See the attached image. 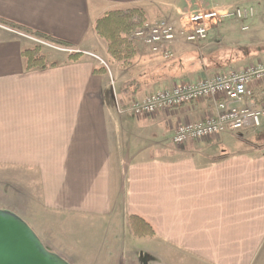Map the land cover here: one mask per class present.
Returning <instances> with one entry per match:
<instances>
[{"label":"crops","instance_id":"obj_1","mask_svg":"<svg viewBox=\"0 0 264 264\" xmlns=\"http://www.w3.org/2000/svg\"><path fill=\"white\" fill-rule=\"evenodd\" d=\"M157 2L173 8L170 17L181 0H0L1 18L79 51L70 59L72 53L44 50L56 65L28 71L22 51L37 43L0 25V158L17 171L13 194L34 203L29 225L45 226L39 213L83 226L107 220L105 242L118 245L136 237L131 216H137L154 232L143 238L155 242L150 254L160 264H264V123L177 145L178 125L211 116L213 99L153 115L118 111L116 99L127 105L203 74L199 45L188 42L170 46L167 55L164 47L145 46L128 66L107 55L96 20L110 10L150 5L143 8L149 18ZM256 3L259 17L264 0ZM105 56L110 71L100 60ZM261 57L255 62L264 63ZM237 61L228 59L224 71ZM263 97L264 83L255 87V102ZM120 253L113 246L102 255Z\"/></svg>","mask_w":264,"mask_h":264},{"label":"rangeland","instance_id":"obj_2","mask_svg":"<svg viewBox=\"0 0 264 264\" xmlns=\"http://www.w3.org/2000/svg\"><path fill=\"white\" fill-rule=\"evenodd\" d=\"M256 1L257 0H181V2L178 3L179 6H174V10L172 11L176 13L170 17L167 15V11L173 8L167 9L166 11V5L164 6L161 2H157L151 4L153 6H151L152 9L149 11L150 14L147 20L155 21L165 17L169 20L177 21L180 24L182 22L186 23L189 11L201 8L223 9L239 5L244 8L248 6H253L255 8L256 16L254 19H246L244 21H238L234 18L225 19V27L226 24L229 23L233 25L232 29L226 30L218 26L214 27L208 39L201 42L198 47H195L197 48V55L201 59L200 65L203 70V74L200 78H203L224 71L223 68L226 64L228 65V59L238 60L236 62V64H239L238 66H232V64L228 66L229 70H237L255 62V59H259V57L264 55V49L261 48L264 46V10L259 8V17H257ZM149 7L146 6L141 8L148 9ZM145 13L147 16L146 11ZM184 13L186 14L183 15ZM257 18L259 19L256 20ZM244 24H248L249 26V29L246 31H242L241 29V26ZM257 29L260 30L259 35ZM134 32L129 35V39L134 44L138 53V51L145 46L133 38L132 34ZM183 42L185 41L180 43ZM256 46H260L258 47L261 50L260 56L256 53L258 52L255 50V48H257ZM42 47L43 50L56 52L53 48ZM226 47L231 48L228 50L230 52L226 53ZM107 55L109 56L108 53ZM108 56L102 58L107 65L110 64V56ZM261 59L264 60V57H261ZM142 97L143 96H135V98L139 99ZM15 174H17V171L11 160L0 158V209L15 213L18 216H20L19 214H24L23 219L28 223L31 221L28 219L26 212H28V206H32L34 203L28 200L27 194L24 195L26 198L25 201L17 192L13 194V191L15 189L17 190V188H15L16 185L13 184L15 183ZM35 180L37 182L39 181L38 178ZM37 182H34L32 189H37ZM37 205H39V201H37ZM33 211H35V207H33ZM38 215L39 221L42 222V219H44L46 223L45 226L37 227L36 225H30L31 228L36 232L47 249L58 254L70 264H160L163 262L162 258H159L160 260L157 261V259L154 256L153 258L152 254H150V251H155V242L149 241L150 238L145 240V238H140L135 235L136 237L131 236L132 239L130 242L122 241L120 245H118L119 243H112L111 241L105 242L106 236L110 233L107 220L100 225L83 226L79 225L75 219L68 221H61L60 219L51 220L42 217L40 213ZM122 233L125 235L129 234L127 229ZM113 246L118 247L119 251L123 252L122 254L120 253L121 257H105L102 255L110 251V248ZM144 248H147V250H144ZM130 250L132 251L130 253L131 255L127 256ZM145 251L148 252L150 257L146 255ZM141 252L145 253L143 257L140 256Z\"/></svg>","mask_w":264,"mask_h":264},{"label":"built area","instance_id":"obj_3","mask_svg":"<svg viewBox=\"0 0 264 264\" xmlns=\"http://www.w3.org/2000/svg\"><path fill=\"white\" fill-rule=\"evenodd\" d=\"M188 14L186 23L180 24L165 17L155 21L147 20L132 34L133 38L142 45L149 46L154 52L164 47L167 55L168 48L174 44L185 41L200 45L208 39L210 31L225 19H254L256 11L253 6L244 8L239 5L223 9L201 8L189 11ZM241 29L248 30V24L242 25ZM21 34L43 46L60 51H76L32 35ZM100 60L108 67L104 60ZM263 83L264 63L256 61L241 69L218 72L196 81L174 83L146 94L141 99L133 97L125 106L116 99V106L119 113L129 111L138 116L153 115L158 110L172 109L200 99H213L215 112L211 116L180 124L176 128L173 141L177 145H183L191 140L198 141L227 131L261 127L264 123V97L255 102V87H260Z\"/></svg>","mask_w":264,"mask_h":264},{"label":"trees","instance_id":"obj_4","mask_svg":"<svg viewBox=\"0 0 264 264\" xmlns=\"http://www.w3.org/2000/svg\"><path fill=\"white\" fill-rule=\"evenodd\" d=\"M147 20L145 11L139 7H127L114 9L106 12L95 22V33L106 43L107 53L114 60L121 62L124 66L132 64L137 55V50L129 39V35L140 28ZM0 25L21 31L34 37L56 43L70 46L66 41L57 39L51 35L33 30L19 23L0 17ZM79 53L69 55L70 59H75ZM25 59L26 70L44 69L55 66V62L48 60L42 45L36 44L33 47L26 48L22 51ZM131 226L133 232L138 237L153 236V230H148V224L137 216H131Z\"/></svg>","mask_w":264,"mask_h":264},{"label":"water","instance_id":"obj_5","mask_svg":"<svg viewBox=\"0 0 264 264\" xmlns=\"http://www.w3.org/2000/svg\"><path fill=\"white\" fill-rule=\"evenodd\" d=\"M0 264H70L47 249L31 226L0 209Z\"/></svg>","mask_w":264,"mask_h":264}]
</instances>
